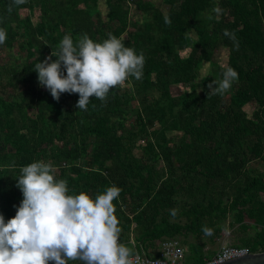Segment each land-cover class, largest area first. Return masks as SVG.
Listing matches in <instances>:
<instances>
[{"label": "trees", "instance_id": "16d2710c", "mask_svg": "<svg viewBox=\"0 0 264 264\" xmlns=\"http://www.w3.org/2000/svg\"><path fill=\"white\" fill-rule=\"evenodd\" d=\"M98 1L14 5L0 0V28L7 32L0 48L16 45L23 61L12 70L30 95L0 94V214L5 222L23 199L15 179L20 168L44 161L54 166L56 179L67 181L69 195L85 192L94 199L110 186L121 189L113 201L115 215L123 244L133 253L154 256L161 240L181 236L187 244L185 264H207L210 254L185 237L216 238L228 212L241 227L250 225L242 222L245 217L256 226L251 241L234 245L264 251V0H157L168 10L144 8L148 23L122 39L144 55L143 78L130 77L105 101L93 97L87 110H80L78 94L54 100L39 85L34 66L57 51L65 35L74 44L84 35L94 42L109 34L122 38L125 8L135 0H103L107 20L97 10ZM214 7L223 10L218 19ZM23 9L29 14L22 16ZM35 10L37 23L30 15ZM225 30L234 34L235 43ZM220 42L228 47L226 66L238 73L223 95L213 94L200 74L208 65L222 79L224 68L212 60ZM184 82L193 88L173 95L171 86ZM247 103L254 107L251 114L243 109ZM170 131L180 135L169 141ZM138 140L144 143L136 156ZM204 228L211 234L205 235Z\"/></svg>", "mask_w": 264, "mask_h": 264}, {"label": "clouds", "instance_id": "9594fccd", "mask_svg": "<svg viewBox=\"0 0 264 264\" xmlns=\"http://www.w3.org/2000/svg\"><path fill=\"white\" fill-rule=\"evenodd\" d=\"M25 2L13 0L14 5ZM222 11L213 8L217 15ZM224 35L235 43L233 33L225 30ZM6 39L7 32L0 28V44ZM144 64L142 53L137 54L112 34L102 42L84 35L76 44L65 35L58 50L35 64L34 70L39 85L54 100L58 101L63 93H75L79 97L77 109L87 110L91 98L103 102L113 88L126 87L130 77L141 80ZM205 77L207 73L202 79ZM236 80L238 73L226 66L222 79L208 87L213 94L223 95ZM55 173L54 166L44 161L20 168L15 179L23 199L7 222L0 214V264H139L133 249L120 242L121 228L113 201L121 189L110 186L94 199L85 192L69 195L67 181L56 179ZM203 231L210 235L212 230ZM234 258L226 255L224 259Z\"/></svg>", "mask_w": 264, "mask_h": 264}, {"label": "rangeland", "instance_id": "374dc122", "mask_svg": "<svg viewBox=\"0 0 264 264\" xmlns=\"http://www.w3.org/2000/svg\"><path fill=\"white\" fill-rule=\"evenodd\" d=\"M149 6L158 7L163 13L168 10V6L163 4L157 0H135L130 1L128 3V7L125 8L127 13V18L125 22H122V25L125 26V32L122 34V39H126L127 31L134 30L137 27H142L144 23H148V20H145L143 9ZM97 10L99 11L103 20H107L108 18V7L104 3L103 0H99L97 3ZM22 16H26L29 14L28 9H23L21 11ZM31 18L33 22H39V11L35 10L32 12ZM216 19L219 18V15L215 13ZM16 45L11 48H0V94L2 96H15V97H27L30 98L28 93L27 84L21 80L20 75L17 71H13V67L16 66L18 62L23 61L22 56H18ZM189 48L182 51L183 54L187 53ZM228 47L224 46L221 42L215 49L212 60L219 65L221 68H225L228 59ZM207 73V77H205V84L208 86L210 83L219 82L218 77L216 76V72L214 68L205 65L201 67L200 74L205 76ZM13 83L11 85L10 83ZM214 86V85H213ZM193 88L191 82L177 83L171 86V93L173 95H177L183 91L190 90ZM199 91V87H197ZM130 105V104H129ZM131 106V105H130ZM243 109L251 114L254 110V107L251 103H247L243 106ZM28 115L33 116L34 109H28ZM128 124L132 123V117L128 118ZM180 134L178 132H167V136L169 137V141L171 139L177 138ZM144 143L143 140H138L137 146L134 149V153L136 156L141 154L140 146ZM157 166H161L157 164ZM264 195V194H263ZM183 220V219H182ZM244 223H249L250 225L246 228L240 226L239 222H235L233 219V215L231 212H228L225 218L221 221V230L219 235L214 239H209L208 236H204L202 238H196L194 236L185 237L186 243H198L201 245V249L203 253H209L211 257L224 245H234V244H244L246 241H251L253 238L256 226L253 225V222L249 220L247 217L242 221ZM264 227V226H263ZM260 229V228H259ZM133 235V234H131ZM180 239L184 237L179 236ZM121 242H125V238L120 234ZM187 245V244H186ZM70 264H80L79 261H72Z\"/></svg>", "mask_w": 264, "mask_h": 264}, {"label": "built area", "instance_id": "2783aa9c", "mask_svg": "<svg viewBox=\"0 0 264 264\" xmlns=\"http://www.w3.org/2000/svg\"><path fill=\"white\" fill-rule=\"evenodd\" d=\"M130 242L134 244L132 236ZM241 252L247 253L248 250L243 246L224 245L208 263L225 261L226 255L239 256L238 254ZM186 253L187 247L179 238L168 237L159 242L154 256H148L143 251L138 250H135L133 254L134 259H137L139 264H185ZM49 264H53V262L49 261Z\"/></svg>", "mask_w": 264, "mask_h": 264}, {"label": "water", "instance_id": "95a60500", "mask_svg": "<svg viewBox=\"0 0 264 264\" xmlns=\"http://www.w3.org/2000/svg\"><path fill=\"white\" fill-rule=\"evenodd\" d=\"M264 264V251L260 252H247V255L236 256L231 260L221 262H212L207 264Z\"/></svg>", "mask_w": 264, "mask_h": 264}]
</instances>
